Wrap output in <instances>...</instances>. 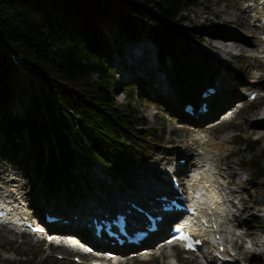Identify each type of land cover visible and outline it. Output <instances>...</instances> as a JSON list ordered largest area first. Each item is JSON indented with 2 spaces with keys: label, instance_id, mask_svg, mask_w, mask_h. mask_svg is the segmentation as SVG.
Listing matches in <instances>:
<instances>
[{
  "label": "trees",
  "instance_id": "1",
  "mask_svg": "<svg viewBox=\"0 0 264 264\" xmlns=\"http://www.w3.org/2000/svg\"><path fill=\"white\" fill-rule=\"evenodd\" d=\"M200 4V0H0V119L11 143L6 149L16 156L13 133L26 131L27 165L51 184L65 173L72 175L77 152L71 138L107 166L134 158L139 144L133 138L154 135L149 129H140L138 103L122 109L112 93L114 72L99 19L111 20L130 40L140 39L149 27L163 63L170 58L175 72L183 78L195 79L204 73L212 78L218 63L195 52L187 44L193 38L180 26L183 13ZM128 9L159 18L173 30L148 25ZM12 52L41 69L44 81L57 96L56 104L41 87L25 117L7 112L13 94L11 75L16 68ZM122 93L130 99L129 91L123 88ZM48 104L55 109L50 111ZM257 145L258 141H252L244 150L251 173L264 181L263 154L256 151Z\"/></svg>",
  "mask_w": 264,
  "mask_h": 264
},
{
  "label": "rangeland",
  "instance_id": "2",
  "mask_svg": "<svg viewBox=\"0 0 264 264\" xmlns=\"http://www.w3.org/2000/svg\"><path fill=\"white\" fill-rule=\"evenodd\" d=\"M234 2L235 0H200V6L191 7L183 13L184 19L183 21H180V26L184 29L185 33L193 38L192 42H187V44L195 52L208 55L213 58V60L215 58L218 59L217 53H215V51L212 49H208L202 42L204 37H207V29L241 30V33L246 34L244 28L241 26L242 16L240 15L241 13L239 11L228 7V10H230L232 13V21L230 24L233 25H224L221 15H218L205 8V3H210L213 8H222L227 3L233 4ZM128 10L135 17L148 23V25L153 24L169 31L173 30L172 25L170 26L169 23L163 22L159 18H152L145 13L143 14L136 12L135 10ZM99 20L103 31L102 35L105 42L108 43V48L104 49H106L110 57V66L114 72L115 84L112 88V93L117 100L119 107L122 109L129 110L138 103L142 114V122L139 126L143 127L141 129H149V132L154 136H141L139 138L135 136L133 140L139 144V148L137 149L138 153L134 158L127 159L124 164L119 163L114 166H101L100 163H98V161L88 153H86L84 156L75 153L73 165L70 169L72 175L65 173L64 177L60 178L58 182H55L52 185L49 182H46V179L45 181L39 179L41 178V175H39V178L36 179V172L34 168L27 165L28 161L27 156L25 155V149L27 148L29 140L28 134L25 132L13 133L15 143L17 144L16 149L18 150L16 156L6 149L11 145V143L6 135V128L4 125L5 122L4 120L0 119V167L3 169L6 167L14 168L16 173H12L11 178L17 177L20 179V190L22 191L21 194L24 195V200L22 203L24 204H27V202L29 205L30 203L34 204L37 192H39V185L42 184L50 191H55L56 195L61 196V198L64 193H67L66 201L71 204L78 205L83 201L86 193L89 191L92 193L95 192L94 186L99 185L97 182L93 181L96 176L98 178H103L104 182H107L108 184H118L119 180L121 179L125 181V177H129L132 180L137 179V174L140 173L144 168L151 167L155 163L157 164V157L163 158L164 155L166 157L171 156L169 154L170 145L167 144H169L168 141L171 137L170 132H172V130H176V133L171 137L173 139L172 144H178L179 138L190 136V134H188V129L193 126H190L184 122H179L182 117L186 116L185 113H181L184 103L187 100L194 101L198 99V93L200 89L205 86L203 85V81L205 79H207L208 85H213V80L211 81V77L207 73H204L201 75V77L195 79L183 78L180 74L175 72V69L172 65L173 61H171L170 58H168L167 61L163 63L159 59L157 47L150 38L149 27H145L143 36L140 39L130 40L126 39L119 33L117 27L111 20ZM259 31L264 35V27H262V29ZM144 47L148 49L147 51L150 54V59H152L153 62L155 61L156 63V57L162 63L160 68L161 71L159 70L161 74H164V72L167 71L169 76H171V79H175L181 86H184L183 98L180 103L175 104V107L169 100L153 96L150 92H148L147 87L144 84L146 81L144 77L134 76L131 79L126 78V80H122V77L118 72L115 59L117 60L120 57L119 53H123L125 48H132L134 54L141 57L144 54ZM216 62L219 63V67L217 68H220V62L218 60ZM231 64L233 66V70L238 72L241 78L252 79V75L246 70L247 60L245 58H235ZM260 64L264 65V58H261ZM23 69L25 72L29 73V77H26V73L25 76L20 75L19 71H17L16 68L14 69L13 74L11 75L13 94L6 107L7 112L16 118H23L30 112L31 107L34 106L33 95H40L41 87L46 89V93H48L50 101L56 104L54 98L55 92H53V90L47 86L46 82L43 81V78L40 76H33L34 72L29 67H23ZM262 71V68L258 69V72ZM255 72L256 70H254V73ZM94 78H97L96 74L94 75ZM215 78L217 77L215 76ZM123 88L131 93L130 99L125 98V95L122 93ZM241 91L243 92V94L241 93L242 96L246 97V88L242 87ZM263 104L264 99H258L251 104L245 103L239 114L232 121L203 126L205 128H209V131L212 133L211 136L214 138H219L221 134H224L229 139L235 135H238L236 137L238 145L229 142L227 147L220 151L221 157H226L231 151H238L236 154H231L229 157H227L228 161L224 160L221 163V167L225 169L231 161L240 162V165L236 166L237 173L244 177L248 176L250 178L248 184H246L248 192H244L242 194L245 200H248L252 194L256 200L259 199L261 193L264 196V181L258 180L255 175L251 173V170L248 167L243 145L245 141L252 142L254 140H258L255 136L257 133L248 137L244 131L235 128V124L241 121L242 115L244 113L252 114ZM47 108L50 111L55 109L50 104L47 105ZM33 109L36 111V107H33ZM170 117L177 121L176 124L178 125H172L169 122ZM66 126L70 128L69 125L66 124ZM256 151L263 154L264 162V148L261 146L260 140H258ZM176 156L177 155L174 157L177 159ZM23 159H25V162ZM157 166H159V162L156 167ZM0 182L5 183L4 179H0ZM101 183L105 188L109 189L110 195H114L116 192L120 191V189L117 190L109 188V186H106L103 184V182ZM34 205L38 206L36 203ZM255 208L261 209L262 206H255ZM29 211H31V208H29ZM259 224H263L264 228V217H262L260 214H256V217L254 216V218H252V220L249 222V225L251 226L253 233L261 238H264V231L261 229ZM242 230H244V228L240 230L237 229V231ZM248 245H250V238L245 237V241L243 240L241 245L236 248V251L239 253V258H244V264H264V252L257 254L256 251L251 250L244 253V249ZM170 249L171 248H167L165 252L162 253L161 257L154 256L153 259L151 258L147 260L134 258L130 259L125 264H168V254L166 251ZM175 250L178 252L179 262L181 264H205L200 260L190 259L192 254H182V252L176 247ZM51 252L54 254H50ZM55 253L59 254L62 252L56 249L54 251V249L52 247H48L44 241L39 242L25 235L14 234V232H11L8 227L0 228V264H79L74 261V256L77 254L72 253L69 257L62 259L57 257V254L55 255ZM23 255L27 256L26 259H23ZM239 264L242 263L239 262Z\"/></svg>",
  "mask_w": 264,
  "mask_h": 264
},
{
  "label": "bare ground",
  "instance_id": "3",
  "mask_svg": "<svg viewBox=\"0 0 264 264\" xmlns=\"http://www.w3.org/2000/svg\"><path fill=\"white\" fill-rule=\"evenodd\" d=\"M228 7L241 13L242 25L241 23L240 25L244 28L246 34L241 33V30L237 31L233 29L206 30L207 37H204L202 42L208 49H212L215 53H217L218 59L215 58L216 60H214H218L221 66L220 68H217L216 71L215 76L217 77V82L212 85L217 89V99L201 98V101L208 103V107L210 109L209 113L211 112L209 115H213L218 111L223 98L226 99V102H232L234 99L239 97V95L243 93L239 90L240 86H246L248 95L258 91L259 87L264 91V65L260 64L261 58H264V36H262L259 31L261 30L262 25L259 24V21L261 20L258 19V6H254V3L249 0H235L233 4L227 3L222 8H213L210 3H205L206 9L222 16V22L224 25H233L230 24L232 21V13L228 10ZM147 50L148 49L144 47V54L139 57L134 54L132 48H125L123 53H119L120 57L117 60L115 59L118 72L120 73L122 80H126V78L131 79L134 76L144 77L146 80L144 84L146 85L148 92H150L153 96L169 100L175 107V104L180 103L183 98L184 86H181L175 79H171V76H169L167 71V73L164 72V74H161L160 62L156 57V63L155 61L153 62L152 59H150V54ZM258 50H260L259 52L261 54L255 53ZM240 57L247 60L246 70L252 75L251 78L253 79H243L238 72L233 70L231 62H233L235 58ZM259 68H262L263 71L258 72ZM16 69L19 71L20 75L25 76V73H23L19 68ZM254 70H256L255 73ZM34 72L33 76H40L43 78L40 70L36 69ZM26 77H29V73H26ZM254 80L256 83H253ZM203 83V85H208L207 79H205ZM54 98L56 101V94ZM204 116L205 115L200 114L199 118H191V116L186 115L179 120V122L194 120L199 124L198 126H194L195 128L190 127L188 129V134H190V136L179 138L178 144H172L173 139L171 138L176 133V130H172V132H170L171 137L168 141L169 144L167 145H170L169 154L171 156H168L167 158L163 157V160L167 159V161L164 160L160 164L164 165L166 163H171L173 165L172 161L175 159L174 156L177 155V158H186V163L180 165L179 169L181 171L190 164L197 166L198 175L192 183L197 185H206L208 187V191L214 190L218 193L210 203L202 207L205 213V221L209 222L211 226L218 227L215 233L202 230V233L207 241L206 243L209 244L208 250L212 253L214 250L212 249L214 247V243L217 240H222L226 247V251L223 252V255L234 259V262L231 264H239V262L244 264V258H239V253L236 251V248L241 245L243 240L245 241V237L250 238V245L246 246L244 253L251 250L256 251L257 254L264 252V238H261L253 233V230L249 225V222L252 218H254V216L256 217V214H260L264 217V196L261 193L258 200L254 198L253 194L250 198H248V200L243 198L242 194L244 192H248L246 184H248L250 178L237 173L236 166L240 165V162L238 161H231L225 169L221 167V163L224 160L228 161V159L227 157H221L220 151L227 147L230 139L224 134H221L219 138L211 136L212 133L209 131V128H205L200 124L204 121ZM169 122L172 125H178L176 124L177 121L171 117L169 118ZM235 128L244 131L248 137L258 133V140H260L261 146L264 148V104L252 114L244 113L241 121L235 124ZM237 152L238 151L235 150L233 151V154H236ZM86 153H88L87 149L82 148V154L85 155ZM170 159L173 160L170 161ZM156 160L158 161L159 157H157ZM156 165H158V162L151 167L144 168L137 174V179L132 180L129 177H125V181L121 179V181L124 182L125 187L124 190H121V194L130 195L135 190L141 192L143 195H147L155 188V186L161 185L162 177L155 176V169H157ZM14 172V168L12 167H6L5 169L0 167V179H4V182L10 186V191L14 195L15 201H18L21 199L19 194L22 193V191L20 190V179L17 177L11 178V174H14ZM93 181L97 182L99 185L94 186V193L91 191L86 193L85 199L93 200L94 204L98 205L103 202H107L109 206H112L110 203L114 201L118 195H106L109 194V189L105 188L101 182H103L106 186H109V188L114 187L113 189L117 190L120 188L118 186L115 187L114 183L108 184L107 182H104V179L101 177L98 178L96 176ZM184 183L190 185V180L186 178ZM204 193L208 194L206 191H204ZM66 194L67 193L63 194V199L67 198ZM137 197L140 198L139 196ZM44 200L47 201V194L43 185H39V192H37L34 203L41 205ZM138 202L139 201H137V203ZM68 204L72 207L70 211L78 215L76 220H86V217L83 219L81 217V213H83L84 209L87 207H80L84 203L80 205L71 203ZM230 206L232 207L231 209ZM255 206H262V208L257 209ZM78 208L81 210L79 213H75ZM12 210L14 211L11 213V219H13V217L24 215V210L27 211V209H23V207L20 206ZM72 221H74V219L71 218V222ZM259 225L264 231L263 224ZM243 228L244 230L242 231H236L237 229L240 230ZM217 235H219L218 238ZM218 246L219 244L217 245V249ZM170 248V250L166 251L168 254L167 263L180 264L178 252L175 250V246H171ZM163 251L164 249L157 250L155 253H146L141 257V259H153L154 256L161 257ZM211 253L206 254L204 257L207 258L209 256L212 258Z\"/></svg>",
  "mask_w": 264,
  "mask_h": 264
},
{
  "label": "snow or ice",
  "instance_id": "4",
  "mask_svg": "<svg viewBox=\"0 0 264 264\" xmlns=\"http://www.w3.org/2000/svg\"><path fill=\"white\" fill-rule=\"evenodd\" d=\"M181 238H187V237H181ZM193 245L189 244L188 247L191 248Z\"/></svg>",
  "mask_w": 264,
  "mask_h": 264
}]
</instances>
